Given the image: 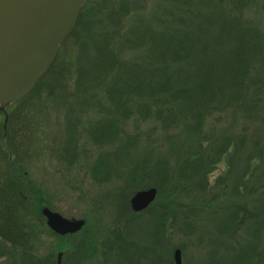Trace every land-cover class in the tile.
Here are the masks:
<instances>
[{
    "label": "trees",
    "instance_id": "trees-1",
    "mask_svg": "<svg viewBox=\"0 0 264 264\" xmlns=\"http://www.w3.org/2000/svg\"><path fill=\"white\" fill-rule=\"evenodd\" d=\"M146 2L148 0H142L130 6L128 0H122L117 9L109 8L112 11L108 16H102L105 23L92 24L85 29L90 34L89 40L77 41L83 65L85 60L88 64L86 76L80 79H87L84 89L95 101L91 111L95 109L101 119L92 123L91 136L95 144L107 145L115 138L122 142V125L130 117L151 124V132L163 138V147L167 149L165 156L153 166L159 161L168 163L176 154H180L182 160L178 162L176 158V163L172 162L171 173L163 168L152 175L145 169L149 158L143 157L137 159L132 170L128 169L126 177L119 179L124 180L125 185L138 182L142 188L155 186L159 195L193 186L191 189L203 196L208 186L206 176L215 164L223 161L227 169L217 183L224 182L225 192L212 198L213 205L208 202V211L204 213L212 227L209 234L214 239V233L225 230L228 234L225 239L233 246L240 244L231 239L241 235L243 243L250 242L254 250L256 246L255 255L263 258L257 247L264 246V186L253 183L252 178L263 169L264 143L259 145L257 137L251 138L252 148L248 149L240 168L237 154L248 139L236 133L247 122L258 123L256 129L264 126V0H158L149 7L151 14L145 16ZM86 4L67 38L75 34L80 23L86 27L85 23L90 21L88 17L83 19ZM107 7L108 1H103L100 9ZM127 21L130 29L125 27ZM56 59L57 55L49 69ZM241 120L245 123L241 124ZM119 159L120 154L116 152V160ZM105 165L99 161L92 167L91 174L97 182L107 178L103 173L107 169ZM232 167L237 172L231 185ZM146 175L152 181H148ZM13 177L14 174L5 173L0 176L6 182L3 189L0 188V224L7 225L5 231H0V237L9 241L15 250L20 238L12 226L13 229H16L14 224L18 227L16 209L22 203L18 180ZM168 183L167 191L163 186ZM241 187L245 195L240 193ZM123 202L126 205V201ZM178 206L176 200L169 197V203L164 200L151 207L150 218L154 217L156 223L164 227L167 217H175ZM136 214L128 213L129 216ZM158 228L154 238L162 233ZM114 231L111 240L125 243L123 236ZM54 239L60 247L62 237L55 235ZM222 246L223 243L214 245V242L211 245L210 258L215 257L217 264H252L249 258L239 254L241 248L232 251ZM4 248L0 244V255L6 256ZM220 250L231 254L225 255L229 261L219 260ZM65 251L63 258L67 255ZM46 255L49 263L54 252Z\"/></svg>",
    "mask_w": 264,
    "mask_h": 264
},
{
    "label": "rangeland",
    "instance_id": "rangeland-1",
    "mask_svg": "<svg viewBox=\"0 0 264 264\" xmlns=\"http://www.w3.org/2000/svg\"><path fill=\"white\" fill-rule=\"evenodd\" d=\"M103 1H108V7L104 10L100 9ZM121 1L89 0L88 4L85 3L83 19L88 17L90 20L85 23L86 27L80 23L75 28V34L67 38L58 49L53 67L48 68L49 70L36 88H33L32 94L7 106L3 110L4 116L0 117V176L5 173L14 174V177L18 178L17 187L25 198L21 202L22 220L18 222L21 223V226H18L20 229L18 233H21L19 235L24 238L25 235L32 238L31 234H33L36 240L33 245L37 261L31 256L33 264H48V259L45 257L50 250L54 252L53 261H55L58 252L62 253L65 249L67 255L65 258L62 255L60 264H80L82 248L79 240L81 237H87L92 248L96 247L95 256H98L104 253L102 246L112 241L111 235L114 230L123 236L125 242L116 243L117 253L119 252L117 257L127 258L121 260L123 263L130 260V257L135 261V256L141 258L144 255L148 260L146 264H174L173 252L178 250L181 264H217L215 257L210 258L211 245L214 242V245L223 243L222 247L230 248L232 251L241 248L239 254L249 258L252 264H259V262L264 264L263 245L257 247L263 253V258H260L255 255L256 246L254 250L250 242L243 243L241 235L231 239L238 240L240 244L234 247L230 241L226 240L228 234H225V230H218L219 234L214 233V239L209 234L212 227L205 219L204 213L208 211L207 203L210 202L213 205L211 199L225 192L224 182L217 183V179L223 178L227 169L223 161L215 164L206 176L208 186L205 187L203 196L191 189L193 186L177 188L170 194L159 195L155 186L142 188V184L138 182L125 185L124 180L119 179L126 177L129 174L128 169L132 170L137 164V159L143 157L149 158V165L145 169H149L152 175H157L163 168L171 173L174 168L172 162L176 163V158H179L178 162L182 160L180 154H176L172 159H168V163L159 161V164L153 166L155 161L165 156L167 149L163 147L165 144L163 138L151 132V124L142 120L134 121L130 117L122 125L124 133L122 142L115 138L107 145L105 143L95 144L91 136L94 131L91 126L100 119V114L95 109L91 111L95 101L90 97V92L84 89L87 79L82 80V78L86 76L87 70L85 69L88 68V64L84 59V67L81 57L82 50L77 41L89 40L90 34L85 29L92 24L105 23L102 16L104 14L108 16V12L112 11L109 8L117 9ZM157 1L148 0V3L146 2L148 7L143 15L151 14L149 7L156 5ZM135 2L140 4L142 0H128L129 5ZM129 21L125 22L126 29H130ZM106 24H108L107 21ZM80 81L84 82L77 86ZM87 103L91 105L86 107ZM240 123L244 124L245 121L241 120ZM257 124L247 122L242 126L243 129L239 128L236 133L238 136L246 135L248 139L237 154L240 168L243 167V159L249 152L248 149L252 148L249 143L251 138L256 139L257 137L259 145L264 143V126L256 129ZM116 152L120 154L119 161L116 160ZM99 161L107 165V169L103 172L107 178L103 182H97L91 174L92 167L95 168ZM233 169L234 167L232 171ZM232 171L231 174L234 172ZM236 172L233 175L230 174L231 177L229 176L231 185ZM146 177L148 181H152L149 175ZM154 179L157 181L155 177ZM252 182L264 186V166L261 171L256 172ZM120 187L123 188L122 191L117 192L116 189ZM163 187L167 189L169 183L164 184ZM0 188H3L1 184ZM149 188H154L156 191L153 202L137 214L131 211L129 200L132 195ZM243 190L241 187L240 193L245 195ZM116 197H121L122 200ZM169 197L175 199L179 206L176 208L175 217H167L166 224L161 227L154 217L150 218L153 214L150 209L164 200L169 203ZM39 202H41L40 205H38ZM32 208H35L37 212L33 213ZM44 208L59 214L65 220H84V230L62 237L64 244H60L61 248L57 247L58 243L54 239L57 234L54 235L48 231L44 225L45 217L41 214ZM129 212L136 215L129 216ZM157 226L162 233L159 238H154ZM2 243L5 245L7 255H0V264L25 263V257L18 253V249L13 250V246L4 243L3 240ZM121 244H127L122 245V252L118 246ZM130 246L134 249L130 250ZM230 250L228 252H231ZM225 255L231 256L230 253L226 254L220 250L218 258L221 262L224 258L225 261L228 260L229 257ZM94 262L97 264V259H94ZM89 263L92 264V261Z\"/></svg>",
    "mask_w": 264,
    "mask_h": 264
},
{
    "label": "water",
    "instance_id": "water-1",
    "mask_svg": "<svg viewBox=\"0 0 264 264\" xmlns=\"http://www.w3.org/2000/svg\"><path fill=\"white\" fill-rule=\"evenodd\" d=\"M87 0H0V111L24 98L51 65L62 41L74 29ZM156 191H137L129 200L138 213L154 200ZM41 214L53 233L64 236L80 230L81 220H65L44 208ZM60 254H57L59 264ZM180 263V252H173Z\"/></svg>",
    "mask_w": 264,
    "mask_h": 264
},
{
    "label": "flooded vegetation",
    "instance_id": "flooded-vegetation-1",
    "mask_svg": "<svg viewBox=\"0 0 264 264\" xmlns=\"http://www.w3.org/2000/svg\"><path fill=\"white\" fill-rule=\"evenodd\" d=\"M1 116H4L3 111H0V117ZM1 179L2 178H0V184L2 185V187H4L3 184L6 183V182L4 181V179H2V180ZM14 183H16V182L14 181ZM23 198H24V196H22V194L20 193V200L19 201L22 202V199ZM32 203H34V202L32 201ZM3 205H4V203H3ZM20 208H21V205H19V207L16 209V213L18 215V222H21V220H22V217H21V209ZM32 209H31V212H32ZM35 211L37 212V210L34 208L33 209V213ZM84 222L85 221L83 220V225L81 226L80 230H78L77 232H79L81 230H84L83 229ZM14 225L16 226V229H13L14 226H12V230L18 233V231L20 229H19V227H17L16 224H14ZM44 225H45V223H44ZM18 226H21V223L20 224L18 223ZM6 227H7V225L5 223L0 224V231H5L6 230ZM45 227H46V229L48 231L52 232L51 230L48 229V227L46 225H45ZM77 232H75V233H77ZM75 233H73V234H66L64 236H59V235H57V236H59V237H65V236H69V235H74ZM19 234L21 235V233H18V236L20 238V241H19L18 245L16 244L17 246H15L14 248H15V250L18 249V253L24 255L23 256V257H25V263L24 264H33L32 259H31V256L34 258V260H37V257H36V254H35L34 245H33L36 240H35L33 234H31V237L32 238H28L27 235H25V238H24V237H21ZM2 240H3L4 243H7V244L10 245V242L9 241H6L5 239H0V242L1 243H2ZM79 243H81V248H82L81 249V253H80V261H81L80 264H85V263L86 264H90L89 261H92V264H94L95 263L94 262V259H97V264H109V262H111V264H146L147 261H148L147 260V257L143 255L141 258H139L138 256H135L136 257V260L135 261L134 260H131V257H130V260L128 259V260H126L123 263V261H121V260H125L127 258L122 257L123 259H121V258L117 257V255H119V252L117 253V250H116V246H117L116 243H117V241H110L109 244L106 243L104 246H102L105 254L104 253H101V255H98V256H95L96 250H97L96 247L94 249L92 248V245L90 244V241L87 239V237H81V239L79 240ZM113 244H115V245H113ZM129 244H132V243H129ZM2 245H3V243H2ZM122 245L126 246L127 244L118 245L121 252H122ZM3 246H5V245H3ZM132 246H130L131 247L130 250H133L134 249V247H132ZM49 252L53 253L52 250H50ZM58 254H60V258H59V264H60L61 263V259H62V253L61 252H58ZM142 254H143V252H142ZM99 260H102V261L100 262ZM56 262H57V255L55 257V261H53V258H51V260L49 261L48 264H56Z\"/></svg>",
    "mask_w": 264,
    "mask_h": 264
}]
</instances>
